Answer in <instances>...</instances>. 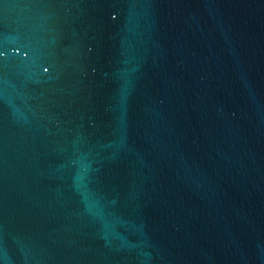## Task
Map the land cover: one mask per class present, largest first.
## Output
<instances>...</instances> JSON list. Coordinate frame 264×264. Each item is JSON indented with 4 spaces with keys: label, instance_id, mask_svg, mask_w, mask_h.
<instances>
[{
    "label": "water",
    "instance_id": "1",
    "mask_svg": "<svg viewBox=\"0 0 264 264\" xmlns=\"http://www.w3.org/2000/svg\"><path fill=\"white\" fill-rule=\"evenodd\" d=\"M0 264H264V0H0Z\"/></svg>",
    "mask_w": 264,
    "mask_h": 264
}]
</instances>
